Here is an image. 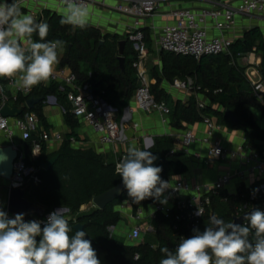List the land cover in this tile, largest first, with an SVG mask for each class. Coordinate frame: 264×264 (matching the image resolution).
Segmentation results:
<instances>
[{
	"label": "trees",
	"instance_id": "trees-1",
	"mask_svg": "<svg viewBox=\"0 0 264 264\" xmlns=\"http://www.w3.org/2000/svg\"><path fill=\"white\" fill-rule=\"evenodd\" d=\"M60 20L61 15L45 14L42 21L49 24L46 40L59 39L65 42L61 67H69L76 72L81 83L90 79L99 90L105 91V96L113 106L116 105L115 102L120 105L127 104L138 88L136 70L132 67L137 55L129 46L127 38L124 52L126 70L123 73L117 60L119 35H103L100 30L90 24L83 29H74L70 25H62ZM32 38L34 41H39L36 34H33ZM231 51L230 57L227 55L204 56L199 60L190 56L161 52L162 78L171 82L175 78L182 80L192 78L200 87L199 92L205 94L212 104L224 110H231L238 119L237 122H231L225 117L224 111L212 105L200 108L196 100L192 98L187 103L178 101L174 107H171V123L175 127H180L182 122L194 124L203 121L205 117H216L223 125L245 131L246 146L261 152L262 147L256 141H264V131L259 129L249 110V107H259V104L254 97L245 70L238 65H232V61H236L239 54L262 53L261 74L264 79V33L259 27L247 30L243 38L234 43ZM90 74H92L91 78ZM154 77L157 83L152 85L151 92L157 101H163L166 99L165 94L159 87L162 78L157 71L154 72ZM43 86L37 85L29 96L20 95L19 99L11 104L15 107H24L23 114L35 112L47 130L48 125L41 109L47 97L54 94L59 105L66 110L65 120L72 131L67 134L61 148L56 153L48 154L47 145L43 143L42 154L37 159L33 158L31 144L38 137L30 136L25 142L26 163L38 169L37 175L40 180L39 182L28 180L24 187L26 189L25 198L44 207L46 215L56 206L71 208L72 215L65 218L73 229V233L70 234L75 232L73 226L81 223L87 234L96 242L92 246L101 264H159L160 259L163 258L160 251L162 247L175 249L177 238L174 236L175 221L173 219L157 214L154 220L157 234L151 239L147 238L144 243L127 245L121 239L114 237L110 230L122 220L120 212L115 210L118 204L128 201L132 204L134 211L138 209L139 203H135L128 196L125 188L122 197L106 209L94 208L88 212H81L83 205L91 203L93 197L113 189L122 183V179L115 173V161L108 160L106 156L92 149L72 147V139L77 138L74 129L79 121L70 112L66 96L59 90L56 83H49L47 87ZM31 97L44 98V101L30 110L24 104ZM252 130L254 132L250 133ZM173 147V138L165 137L155 140L153 147L149 150L154 155L162 154L157 166L163 169L161 173L163 180L181 175L186 171V167L180 161L174 162L166 158V154ZM55 156H58V159L54 165L44 170L42 165ZM255 187L256 184L242 188L238 197H230L226 202L221 200V196H213L211 206L203 219L204 227L210 221L211 211L226 222L232 221L237 209L250 203L249 195ZM141 202L145 207L158 203L153 198ZM152 244H156V248H152ZM136 254H139V260L134 259Z\"/></svg>",
	"mask_w": 264,
	"mask_h": 264
},
{
	"label": "built area",
	"instance_id": "built-area-1",
	"mask_svg": "<svg viewBox=\"0 0 264 264\" xmlns=\"http://www.w3.org/2000/svg\"><path fill=\"white\" fill-rule=\"evenodd\" d=\"M25 1L28 0H22V3ZM165 1L167 0H118L114 9L117 13L132 20V24L127 27L126 38L132 43L137 55L132 67L136 70L138 79V88L134 93L138 108L146 113L159 112L164 116H169L171 108L166 102L157 101L151 92L153 83L149 71L152 52H168L177 56H190L196 60L204 56H231L232 47L237 41L235 38L237 16H264V0H233L221 5L173 9L166 15L172 17L174 23L163 26L157 32L154 31L152 36L147 35L144 32L145 22L157 16L161 3ZM84 2L90 8L91 2L89 0H84ZM56 4L63 8L62 0H56ZM210 28L218 30L219 35L212 36ZM149 43L152 44V51L149 49ZM245 55L239 54L238 56ZM89 77L91 78L92 74ZM246 77L255 98L264 104V79L258 68L249 70ZM46 82L58 85L70 105V112L79 122L86 123L92 128L102 144H115L118 141L121 126L118 122L117 109L109 102L104 90H99L90 79L81 83L78 74L69 67L55 69L53 75ZM10 84L13 85L9 78H0V109L6 102L13 106L11 103L16 102L20 95L27 97L36 87L30 90H20L14 87V91L11 92L7 90V85ZM173 87L182 91L200 90L192 78L186 80L176 78ZM50 99L51 97H47L45 102ZM54 99L56 100V98ZM26 103L25 107H27ZM205 106L204 102L199 101L198 107L204 108ZM62 110L65 114L66 110L63 107ZM21 116L4 117L0 113V132L12 139L16 135V131H19L24 143L32 136L31 133L36 132L38 139L32 141L31 152L33 158L37 159L42 154L43 143L47 145L50 142L51 133L45 129L35 112ZM203 122L208 127L209 134L217 128L216 122L210 117H205ZM182 140L183 144L189 147L196 141V136L192 130H187L182 136ZM204 143L209 144L207 164L225 161L228 158H240L246 168L238 169L234 173L231 171L221 173L210 186L192 183L187 179L176 180L165 192L168 203L155 204L154 213L147 223H137L131 226L128 238L134 244L144 243L146 236L157 234V229L154 226L157 214L175 221L173 227L174 236L177 238L175 247L183 238L191 237L194 228H199L201 232L204 231L203 219L211 206L212 197L221 196V200L225 202L230 197H238L240 188L250 177L254 178L255 189H259V191L255 196L252 191L248 199L250 203L238 208L234 216H241L252 208L264 210V156L243 145L239 146L236 151H231L218 141L211 143L208 138L204 139ZM125 154L126 152H123L117 156L116 164ZM197 157L199 156L197 155ZM14 164L10 187L24 188L29 179L35 182L40 181L37 175L38 169L28 166L25 155L19 150ZM235 180L239 182L238 191L232 193L228 186ZM6 212L12 217L11 213ZM198 212L201 215H197ZM50 213L44 217L33 216L25 220L43 222L47 220ZM133 218L135 220L145 218V210L138 208ZM151 247L156 248V244H152ZM139 258V254L134 257L135 260H139Z\"/></svg>",
	"mask_w": 264,
	"mask_h": 264
},
{
	"label": "clouds",
	"instance_id": "clouds-1",
	"mask_svg": "<svg viewBox=\"0 0 264 264\" xmlns=\"http://www.w3.org/2000/svg\"><path fill=\"white\" fill-rule=\"evenodd\" d=\"M62 6V25L74 29L88 25L91 12L84 0H62ZM48 33L46 21L37 22L22 11V0H2L0 78H9L20 90H30L47 81L65 43L46 40ZM33 34L39 41L32 40ZM156 159L147 145L142 149L133 143L115 165V173L135 203L148 198L168 203L164 193L170 183L162 179L163 169L154 165ZM258 191L254 189L252 194ZM25 215L10 217L0 208V264H101L91 241L85 238L87 232L78 229L70 234L73 229L61 209L51 212L43 222L26 221ZM244 220L239 224L210 217L204 231L194 228L193 235L183 238L174 250L162 247L159 264H264V210H252Z\"/></svg>",
	"mask_w": 264,
	"mask_h": 264
},
{
	"label": "crops",
	"instance_id": "crops-1",
	"mask_svg": "<svg viewBox=\"0 0 264 264\" xmlns=\"http://www.w3.org/2000/svg\"><path fill=\"white\" fill-rule=\"evenodd\" d=\"M89 1L91 2L89 8L91 15L88 24L100 30L103 35H119L120 40H125L127 36V27L132 24V20L115 11L114 7L118 0ZM231 1L233 0H167L161 3L157 16L145 22L144 32L147 35L152 36L154 31L157 32L163 26L174 23V19L166 15V13L173 9L201 8L208 5H221ZM0 2H2V0H0ZM8 2L11 3L10 0H8ZM22 11L25 14H31L34 19L39 22L43 20L45 14L61 15L63 8L56 4V0H28L22 3ZM236 20L237 30L235 31V38L237 40L242 39L244 33L254 27H259L264 33V16L239 15ZM211 25L212 24H210V27H212ZM219 33L220 32L215 28H210V34L212 36H217ZM32 40L34 41L33 38ZM23 43L24 46L27 47V41L25 40ZM64 53V49L59 51V63L55 66V69L61 67ZM161 58V53L156 51L152 52L150 61L151 67L149 71L153 83L152 85L157 83V79L154 77V72L157 71L161 78L163 76ZM250 63L253 65L252 68H258L261 73L263 63L262 53L252 52L250 55ZM174 80L171 82L162 78L159 86L165 94L166 99L163 101L170 107H174L178 101L187 103L193 98L196 100L197 104L199 101H202L206 106L212 105V107L225 112L223 108L212 104L205 94L199 92L200 90L182 91L174 88ZM48 84L49 83L46 81L41 83V85H44L43 87H47ZM7 90L11 92L14 91V86L11 84L7 85ZM48 97H51V99L44 103L41 112L46 119L48 125L47 130L52 136L50 142L47 144L46 152L48 154H53L59 151L67 134L70 133L72 129L66 123L65 114L57 101L56 95L50 94ZM54 98H56V100ZM256 101L258 102L259 107H249V110L253 114L259 129L264 131V104L257 99ZM115 103L116 105H114V107L117 109L118 122L121 126L118 141L115 144H102L92 128L86 123L79 122L78 126L74 129L77 138L71 143L73 148L92 149L98 154L106 156L108 160L116 161L117 156L120 153L126 152L127 148L133 143L142 149L147 145V150H150L153 147L155 140L171 137L174 140V147L166 154V158L174 162L180 161L186 167V171L181 175L172 176L165 180L170 183L169 186L179 179H187L192 183L210 186L219 174L227 171L234 173L238 169L246 168L244 162L240 158H228L225 161H217L212 164H207L209 144L204 143V139L208 138L211 143L218 141L223 147L231 151H236L239 146H246L247 142L246 132L241 129L230 128L229 126L223 125L219 123V120L216 117H210L217 124V128L210 134L208 127L203 121L194 124L182 122L180 127H175L171 123L170 115L164 116L159 112L146 113L140 110L134 99V95L125 105H120L118 102ZM135 124H137L136 127ZM187 130H192L196 136V141L189 147H186L182 140V136ZM256 143L262 147L261 152L252 149L249 146H247V148L255 150L264 156V141L257 140ZM8 145H14L25 155V158L27 157L25 143L22 139L21 132L16 131V135L12 139L0 132V147ZM197 155L199 157H197ZM238 183L239 182L235 180L230 184L228 186L229 191L232 193L238 191ZM253 184H255L254 178L250 177L240 190L244 187H251ZM10 185V181L0 177V208L4 211H8L7 205ZM164 196L166 197L165 193ZM161 199H163V197ZM94 208L96 207L92 203H89L81 207V212H88ZM138 208H143L145 210V218L141 220H135L133 218L136 211H134L132 204L128 201L118 204L115 207V210L120 212L122 220H128L131 225L147 223L154 213V205L145 207L144 204L140 202ZM14 215L15 214H12V216ZM27 218L30 217L25 216V219ZM115 228L116 227L111 228L114 237L116 236L114 234ZM121 240L127 245H132L128 239Z\"/></svg>",
	"mask_w": 264,
	"mask_h": 264
},
{
	"label": "water",
	"instance_id": "water-1",
	"mask_svg": "<svg viewBox=\"0 0 264 264\" xmlns=\"http://www.w3.org/2000/svg\"><path fill=\"white\" fill-rule=\"evenodd\" d=\"M103 42H101L102 44ZM127 45L126 40H120L119 41V53L117 56V60L119 62V67L123 73H125L126 70V58L124 56L125 48ZM44 98H35L31 97L30 99L27 100V108L30 110H33L37 104L40 102H43ZM24 112V107H13L10 105L9 102H6L2 108L0 109L1 115L4 117H12L16 118L22 115ZM225 117L229 118L232 122H237L238 119L234 115V113L227 109L225 110ZM254 131H251L253 133ZM32 136H36L37 133H31ZM157 156V159L154 161V165L157 166L159 164V161L161 159V154L157 153L155 154ZM18 157V150L14 145H8V146H3L0 147V177L6 179L7 181H11L13 178V173H14V163L15 160ZM58 156L53 157L51 160L48 162L44 163L42 165V168L44 170L50 169L54 163L57 161ZM123 189L124 186L122 183L114 187L113 189L93 197L92 199V204L100 209L104 210L106 209L110 204H112L114 201L120 199L123 194ZM25 188H13L10 187L9 189V199H8V205H7V210L11 214H17V213H24L26 214L25 216H38V217H44L45 214V208L40 206L39 204L35 202H31L28 199L25 198ZM57 209H61V212L64 216V218L70 217L72 215V209L69 207L65 206H56L52 209V211H55ZM255 208L250 209L246 213L242 214L241 216H233L232 222L243 224L244 216L245 214L251 212ZM218 217L213 211L210 212V217ZM219 218V217H218ZM74 230L78 229H83L84 226L81 223H76L73 226ZM86 239H89L92 244H95L96 242L89 236L87 235L85 237Z\"/></svg>",
	"mask_w": 264,
	"mask_h": 264
},
{
	"label": "rangeland",
	"instance_id": "rangeland-1",
	"mask_svg": "<svg viewBox=\"0 0 264 264\" xmlns=\"http://www.w3.org/2000/svg\"><path fill=\"white\" fill-rule=\"evenodd\" d=\"M129 46L131 48H133V45L132 43L129 42ZM149 49L152 51V44L149 43ZM254 53V52H253ZM250 54H246L245 56L243 57H239L236 61L233 60L232 61V65H238L240 66L241 68H243L245 70V74L247 72H249V70L253 69V65L250 63ZM249 61V62H248ZM168 105V104H167ZM169 106V105H168ZM170 107V106H169ZM171 108V107H170ZM25 114H22L21 117H23ZM131 224L128 220H121L115 227V230H114V234L116 235L115 237H118V238H121L123 240L125 239H128L132 245H136L134 244L129 238L127 235H129L130 231H131ZM111 230V228H110ZM128 230V231H127ZM153 236H146V238L144 239L145 241L147 240V238H152ZM144 241V242H145Z\"/></svg>",
	"mask_w": 264,
	"mask_h": 264
}]
</instances>
